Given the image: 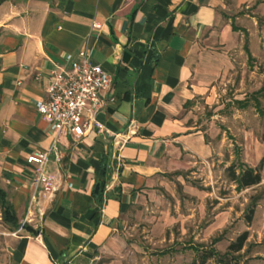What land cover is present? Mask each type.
<instances>
[{"label": "crops", "instance_id": "1", "mask_svg": "<svg viewBox=\"0 0 264 264\" xmlns=\"http://www.w3.org/2000/svg\"><path fill=\"white\" fill-rule=\"evenodd\" d=\"M245 35L264 37V0H0V188L17 222L38 233L19 224L9 264L117 263L130 208L165 174L214 153L180 113L227 71L228 48ZM80 51L110 86L92 128L59 137V161L50 157L46 168L56 189L38 193L27 211L33 178L25 158L52 143L35 103L45 98L47 73Z\"/></svg>", "mask_w": 264, "mask_h": 264}, {"label": "rangeland", "instance_id": "2", "mask_svg": "<svg viewBox=\"0 0 264 264\" xmlns=\"http://www.w3.org/2000/svg\"><path fill=\"white\" fill-rule=\"evenodd\" d=\"M228 57L227 71L211 78L206 95L196 96L180 113L185 125L211 142L214 153L206 160L194 159L191 169L165 174L151 195L130 208L118 231L122 246L113 264H199L201 252L223 254L244 231V248L227 260L264 264V185L237 191L225 173L230 164L240 163L260 167L264 180V37L252 42L245 35L228 48ZM235 101L248 106L238 109ZM252 199L257 202L247 224ZM3 210L0 203V264H9L18 233Z\"/></svg>", "mask_w": 264, "mask_h": 264}, {"label": "built area", "instance_id": "3", "mask_svg": "<svg viewBox=\"0 0 264 264\" xmlns=\"http://www.w3.org/2000/svg\"><path fill=\"white\" fill-rule=\"evenodd\" d=\"M65 63L66 66H55L47 73L45 98L35 103L37 114L48 126L52 143L48 149L33 151L25 158L33 178L27 211L38 193L45 196L56 189L55 177L46 168L50 157L59 161L56 148L59 137L79 138L90 130L94 114L100 108V95L110 86L109 74L93 63L86 52H78L75 60L66 55Z\"/></svg>", "mask_w": 264, "mask_h": 264}, {"label": "trees", "instance_id": "4", "mask_svg": "<svg viewBox=\"0 0 264 264\" xmlns=\"http://www.w3.org/2000/svg\"><path fill=\"white\" fill-rule=\"evenodd\" d=\"M245 48L246 53L249 56V53L247 51V48ZM260 92H257L256 95H259ZM190 101L186 102L185 105H189ZM234 104L238 109H244L248 106L246 101H235ZM256 106H258V103H256ZM262 141L264 143V132L262 135ZM103 163V162H102ZM107 171V170H104ZM226 176L228 180L235 185V188L237 191L244 190L253 186H257L261 182V175H260V167L256 168H249L243 164H230L225 169ZM98 185V191L96 194L93 193L94 200L101 204L102 202V189L105 185V181H101L97 183ZM117 190V189H116ZM6 193L0 188V203L2 206H4V218L7 223L12 224L14 227H19V224L17 223L16 217L12 211V209L6 204ZM113 198V195H112ZM118 198V196L114 197ZM253 202L251 203L250 207L247 209L246 214V223L249 224L251 222L252 215L254 213V207L256 205L257 200L252 199ZM7 206V207H6ZM21 229L25 232H28L32 234L33 236L37 235V231L32 229L27 224H23L21 226ZM248 238L247 232H242L239 236L236 237V239L230 243L227 246L226 252L223 254H218L214 249H209L208 251H203L199 255V264H206V262L210 259L217 258L215 261V264H238L233 257H231L229 260L227 258L231 255H235L240 253V251L243 249L244 245L246 244ZM196 250V249H194ZM233 261L234 263H231Z\"/></svg>", "mask_w": 264, "mask_h": 264}, {"label": "water", "instance_id": "5", "mask_svg": "<svg viewBox=\"0 0 264 264\" xmlns=\"http://www.w3.org/2000/svg\"><path fill=\"white\" fill-rule=\"evenodd\" d=\"M97 191H98V185H95V187H94V193L96 194Z\"/></svg>", "mask_w": 264, "mask_h": 264}]
</instances>
